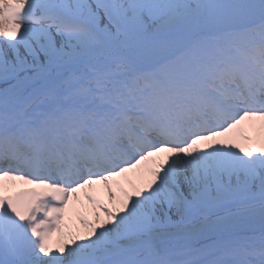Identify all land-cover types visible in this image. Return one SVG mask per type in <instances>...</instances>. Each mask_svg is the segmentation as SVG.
<instances>
[{
	"label": "snow or ice",
	"instance_id": "snow-or-ice-1",
	"mask_svg": "<svg viewBox=\"0 0 264 264\" xmlns=\"http://www.w3.org/2000/svg\"><path fill=\"white\" fill-rule=\"evenodd\" d=\"M0 264H264V0H0Z\"/></svg>",
	"mask_w": 264,
	"mask_h": 264
}]
</instances>
